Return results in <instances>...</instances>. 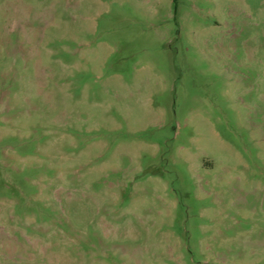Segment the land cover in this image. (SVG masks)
I'll return each mask as SVG.
<instances>
[{"label":"rangeland","instance_id":"obj_1","mask_svg":"<svg viewBox=\"0 0 264 264\" xmlns=\"http://www.w3.org/2000/svg\"><path fill=\"white\" fill-rule=\"evenodd\" d=\"M0 264H264V0H0Z\"/></svg>","mask_w":264,"mask_h":264}]
</instances>
